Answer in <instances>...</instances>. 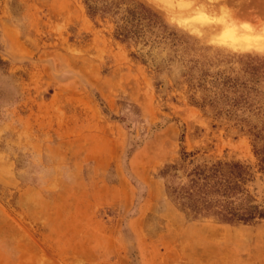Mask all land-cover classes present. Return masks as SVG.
Instances as JSON below:
<instances>
[{"label":"rangeland","instance_id":"1","mask_svg":"<svg viewBox=\"0 0 264 264\" xmlns=\"http://www.w3.org/2000/svg\"><path fill=\"white\" fill-rule=\"evenodd\" d=\"M221 3L264 20V0ZM95 5L0 0V264H264V219L193 217L171 194L238 162L264 209V56L206 47L147 0Z\"/></svg>","mask_w":264,"mask_h":264},{"label":"clouds","instance_id":"2","mask_svg":"<svg viewBox=\"0 0 264 264\" xmlns=\"http://www.w3.org/2000/svg\"><path fill=\"white\" fill-rule=\"evenodd\" d=\"M149 3L163 14L169 27L186 33L206 47L233 54L264 56V20L240 19L221 0H149ZM54 75L61 73L54 69ZM31 175L44 185L52 172L37 165ZM61 175L66 182H72L71 169H62Z\"/></svg>","mask_w":264,"mask_h":264},{"label":"trees","instance_id":"3","mask_svg":"<svg viewBox=\"0 0 264 264\" xmlns=\"http://www.w3.org/2000/svg\"><path fill=\"white\" fill-rule=\"evenodd\" d=\"M96 1L83 0L89 18L96 15ZM99 10L107 13L109 7L103 5ZM127 12L134 15L133 11ZM259 154V170L264 174V149ZM247 176V168L238 162H216L207 168L194 169L187 182L171 189V194L174 201L193 217L210 215L225 224H248L264 219V209L243 189Z\"/></svg>","mask_w":264,"mask_h":264},{"label":"bare ground","instance_id":"4","mask_svg":"<svg viewBox=\"0 0 264 264\" xmlns=\"http://www.w3.org/2000/svg\"><path fill=\"white\" fill-rule=\"evenodd\" d=\"M147 2H149V0H147Z\"/></svg>","mask_w":264,"mask_h":264}]
</instances>
